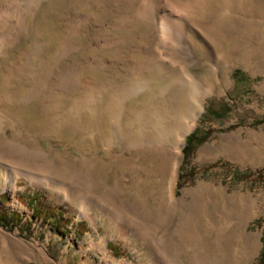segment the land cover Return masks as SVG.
Wrapping results in <instances>:
<instances>
[{"label":"rangeland","instance_id":"1","mask_svg":"<svg viewBox=\"0 0 264 264\" xmlns=\"http://www.w3.org/2000/svg\"><path fill=\"white\" fill-rule=\"evenodd\" d=\"M1 10L0 212L22 221L0 226V264H259L264 0ZM180 69L213 89L194 128L207 138L181 151L170 211L175 158L155 137L186 108ZM29 197L63 210L64 234L31 219Z\"/></svg>","mask_w":264,"mask_h":264},{"label":"bare ground","instance_id":"2","mask_svg":"<svg viewBox=\"0 0 264 264\" xmlns=\"http://www.w3.org/2000/svg\"><path fill=\"white\" fill-rule=\"evenodd\" d=\"M29 7H30V5H29ZM4 12H5L4 10L3 11L2 10L0 11V13H1L0 16L3 17V18H4V15H3ZM7 18H9V17L7 16ZM11 18H13L12 15H11ZM0 21H1V19H0ZM20 22H23V21H20ZM16 27H18V26L16 25ZM16 30H18V29H16ZM18 32H19V30H18ZM12 33H13V31H12ZM162 34L167 37L166 31L163 30V33ZM14 36H16V35H14ZM3 42H1V43H3ZM4 43H6V42H4ZM5 49H6V47H5ZM173 54L174 53H172V55ZM185 59H186L185 61L183 59L181 61V62H185V64H184V67L185 68H188L187 66H189V63L190 64L194 63L193 57L190 54L187 55ZM187 62H189V63H187ZM182 69L184 70V68H182ZM181 71L182 70L180 69L179 75L176 78L175 83L180 84L181 85V88H185V91H186V95H185L186 108L183 111H181V113H179L178 115H176V121L174 122V124L172 125V127H170L169 129H166V126H165V128H162L161 129L160 134H158L157 137H155V141L160 142L159 144H161V143H162V145L163 144H165V145L166 144H169L170 149L172 150L173 156L175 158L174 159V162L172 164L171 181H170V187L168 189L169 196H168L167 206H168V209H170V211H177V210H179V204H178L177 199L175 198V194H174V189L173 188H174L175 179H176L175 178V175L177 173V169L179 167V164H180L181 158H182L181 151H182V148H183L184 143H185V138H186V136L191 131L194 130V128L197 125V121H198V119H199V117H200V115H201V113L203 111V98H204V96H206L207 94L211 93L212 92V89H213L212 87H210V89L208 87L207 88L203 87L202 84H200L199 82H197L196 80H194L190 74H188L187 72H183L182 73ZM143 85L145 87V83ZM95 94L97 95V93H94L93 94V98H95ZM20 150H22V149L20 148ZM20 150L17 151L18 152V155H16V156L14 155L15 158H16V160H12V163L13 164L15 163V164L18 165V164H20V161L22 160V152H20Z\"/></svg>","mask_w":264,"mask_h":264},{"label":"trees","instance_id":"3","mask_svg":"<svg viewBox=\"0 0 264 264\" xmlns=\"http://www.w3.org/2000/svg\"><path fill=\"white\" fill-rule=\"evenodd\" d=\"M211 109V110H210ZM210 114L213 117H217L218 113L212 108H209ZM219 118V116H218ZM207 132H200L198 129H195L194 132L189 134L186 137V146L182 149V153L184 155L188 154V151L191 150L197 144L203 142L207 138ZM30 198V197H29ZM32 207V216L31 219L40 218L43 222H48L50 226H52L57 232L64 234L66 231L67 221L63 215V210L61 208L56 207L55 210H51L50 206H46L43 202H41L37 198H30L29 200ZM22 221V216L17 214L7 215L5 213L0 212V226L6 229L11 228V226L15 223H20ZM64 221V223L62 222ZM27 223L30 225V221ZM263 242H264V236ZM259 264H264V251L260 254Z\"/></svg>","mask_w":264,"mask_h":264}]
</instances>
